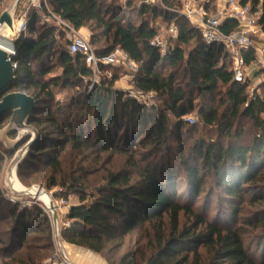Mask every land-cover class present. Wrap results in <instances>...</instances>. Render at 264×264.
I'll return each instance as SVG.
<instances>
[{"label": "trees", "instance_id": "trees-1", "mask_svg": "<svg viewBox=\"0 0 264 264\" xmlns=\"http://www.w3.org/2000/svg\"><path fill=\"white\" fill-rule=\"evenodd\" d=\"M161 2L167 10L178 8L177 0ZM48 3L51 11L75 31L89 30V43L99 58L122 51L138 67L132 78L134 89L154 95L159 103L148 106L115 89L118 76L104 78L102 74L109 66L101 64V83L94 85L90 93L80 94L81 102L75 98L71 102L72 107L88 112L86 124L59 122L50 112L46 114L54 138L39 133V140L19 169V177L23 166L34 163L56 169L58 153L67 145L78 152L126 157L123 169L109 174L102 185L90 191L80 180L64 184L67 194L74 193L78 202L67 213L69 224L61 230V239L101 256L108 264H264V210L247 220L261 231L256 236L254 253L245 247L238 219L246 197L251 202L264 201V98L249 100L248 84L234 82L225 48L205 45L197 29L175 12L161 15L157 8L145 6L131 12L136 16L133 20L127 13L130 2L126 9L113 7L108 0ZM247 3L253 9L261 8L264 28V0H241L242 5ZM40 17L30 14L27 36L15 42L16 82L8 92L23 90L36 103L41 98L52 103L54 89H78L84 80H91L93 73L81 56L67 53L66 43L59 39L61 34L41 24ZM157 17L174 21L178 30L174 45L164 53L150 45L157 36L150 20ZM235 29L234 21L221 26L224 34ZM190 46L192 49L186 51ZM244 57L249 63L252 53ZM55 67L61 69V74L45 79ZM180 71L182 77L185 75L184 82H179ZM37 115L36 107L30 125H41ZM191 115L198 117L202 127L214 130V138L195 140L185 149L196 132V127L184 120ZM7 116L0 119V124ZM243 120L251 123L250 138L242 127ZM26 142L23 140L18 148ZM2 155L10 154L2 148L0 169ZM209 182L213 188L208 194L220 191L226 205L221 225L217 219L209 221L190 208ZM4 194L0 190V224ZM17 209L8 210L14 225L10 243L25 245L34 233L28 225L33 218H42L49 235L48 220L41 210L31 213ZM180 214L186 218L181 229ZM165 216L170 226L168 236L160 229ZM154 223L158 224L157 245L150 256L138 257L130 250L118 254L125 237Z\"/></svg>", "mask_w": 264, "mask_h": 264}, {"label": "rangeland", "instance_id": "rangeland-1", "mask_svg": "<svg viewBox=\"0 0 264 264\" xmlns=\"http://www.w3.org/2000/svg\"><path fill=\"white\" fill-rule=\"evenodd\" d=\"M14 1L15 0L1 1L0 16L5 12L8 13L11 11ZM177 1L178 8L176 11L167 10L164 6L165 4H163L161 0H108V3L112 4L113 7L126 9V3L130 2L131 7L127 10V13L130 18L135 20L136 16L135 14H131V12H134V10L137 11L139 8L145 6L157 8L161 15L162 13L164 15L166 13L173 14V12H175L179 17H182L183 3L182 0ZM219 7L221 6L219 5L218 8ZM218 8L216 1L211 0V3L209 4L208 15L210 17L217 16ZM16 17H18V13L15 15V18ZM138 19L139 18H137V20ZM150 24L157 29V36H159L166 44L165 50H167L168 47H172L174 45L173 40L169 39L167 33V30L171 25L175 26L174 21L168 22L164 21L163 17H157L155 20H150ZM0 34L4 36L7 35L9 37L8 31L1 32ZM78 34L87 38L88 40L90 38V32L88 29H81ZM59 39L62 41V43H66L67 46L68 39L64 34L61 33ZM251 40H253L255 43H261L264 45V37L262 38L261 42L258 41L257 38L253 37ZM192 47L193 46H190L186 51H190ZM104 72L105 73H103L102 76H104L106 79H110L112 74L118 76V80L114 84V88L123 92L125 95L128 96L131 91L135 90L132 86L133 74L128 71V69H126L123 64L120 63L119 65L109 66L104 70ZM60 74L61 69L55 67L51 73L45 77V79L54 78ZM180 74L181 75L178 78L179 82H184L186 79L185 75L182 77V71H180ZM101 79L103 78H100L98 75L94 77L93 75L90 81L84 80L81 86H78V89H54V101L52 103L45 101L43 98L38 100V115L36 117L40 121L41 125L31 126L42 135H47L54 138V135H51L53 129L46 121V114L48 112H50L49 114H52L59 122H74L75 124L81 122L82 124H86V122L90 119V116L87 114L88 112L86 110H82L81 108L72 107L71 102L73 98L79 100L80 94H82L84 91L90 93L94 85L101 83ZM251 89L252 86H250L246 91L248 99H250L251 96L264 98V86H261L258 91L253 93L251 92ZM11 92L24 93L28 96L31 95L29 92L23 90H12ZM146 101L148 106L159 105L154 95H151V97ZM79 102L81 101L79 100ZM78 107H82V105L79 103ZM222 110L223 109L220 108V111ZM187 118L191 119V121L187 123L191 126H195L196 132L192 134L187 140L186 146H184L185 149L189 147L195 140L204 139L209 141L211 138H214V130H209L202 127L196 115H191ZM9 119L10 115H8L6 119H3L0 124V130L7 126ZM242 127H244V130L246 131L247 137L250 138L252 133L251 123L243 120ZM9 139L15 140L16 136H9ZM28 139L29 137L25 138L24 140ZM171 145L173 148V141ZM2 148L4 151H6L4 145L0 142V151ZM17 149L18 148H14L12 151H7V153L10 155H2L3 163L0 169V190L5 193L4 198L6 201L2 206L1 213L3 219L0 224V264H108L101 256L95 255L94 253L83 248L70 246L61 239V230L69 224L66 216L70 208L66 209L61 206L60 210H58L56 206L61 200H65L66 204L70 207L77 204L78 202V197L74 193L67 194L68 191L64 184H70L74 182V180H80V184L82 183V185L89 188L90 191L91 189L102 185L109 174L116 173L117 171L123 169L125 167L126 157L122 154H97L93 151L87 150L78 152L71 149L70 146L67 145L61 150V152L58 153L59 166L56 169L48 168L45 163L42 162L34 163L32 166H23L21 176H18L21 184L26 188H31L33 186L41 187L51 197L55 204L58 232L60 234L59 243L63 251L62 254L56 241L52 214L49 210H47L41 203L33 201L30 198H23L21 200L22 203L20 204H11L8 201V199L12 196H10L9 192L4 187V178L7 168ZM212 188L213 185L209 182L207 184L206 191L200 196L198 200L193 202L190 208L197 214L205 215L209 221L217 219L218 223L221 225L224 224L221 215L224 213V211H226V205L225 202L220 199L222 197L220 191L213 189L214 191L212 195L208 194V191H212ZM183 199L181 202L184 203ZM186 204L188 205L189 203ZM15 207L18 208L17 211L19 212L29 211L34 213L36 209L41 210L45 218L48 220L49 235L48 231L46 230V224L41 221L42 218H33L29 219L28 225L30 228H32V230H34V233L29 235L25 245L18 247L17 245L10 243L9 240L12 234L11 227L13 225V220L10 217V212L8 210H14ZM263 210L264 201L262 203L251 202L247 197L239 209V226H241L245 247L249 253H254V248L256 247V236L259 235L261 231L258 227L255 228L248 224L247 220H252L253 215ZM185 222L186 218L180 214L179 229L183 227ZM160 227L162 230L161 233L164 236H168L170 232V226L167 216L163 218V224ZM157 228V223L145 224L140 230L134 231L132 234L123 239V243L118 251V254H123L130 250L136 252L138 257L147 258L156 250ZM48 236L50 237V240ZM201 252L202 254L204 253V251Z\"/></svg>", "mask_w": 264, "mask_h": 264}, {"label": "built area", "instance_id": "built-area-1", "mask_svg": "<svg viewBox=\"0 0 264 264\" xmlns=\"http://www.w3.org/2000/svg\"><path fill=\"white\" fill-rule=\"evenodd\" d=\"M217 3L218 14L210 17L209 4L211 0H182L184 17L199 32L202 41L207 46L217 45L223 46L231 60V71L233 80L236 83L248 84V88L252 86L251 92L258 91L264 86V45L255 43L252 39L257 38L262 41L264 37V28L261 25V8L258 6L253 9L247 3L241 4V0H214ZM18 13V17L15 15ZM41 15V24L52 26L59 34H64L68 39L67 53L70 56H81L86 66L92 70L94 77L99 74V65L115 66L123 64L132 74L137 72V65L128 59V57L120 50H116L108 57L99 58L92 48L89 40L78 34L70 24L55 15L50 7L48 0H15L13 8L8 14L11 18V26L0 25L1 32H9V37L4 38L0 34V40L8 45L7 53L9 61L13 69H17V50L15 42L21 37L27 36V27L30 14ZM226 21H234L236 29L229 34H224L221 26ZM169 39L176 40L178 30L171 25L167 30ZM66 39V40H67ZM150 45L157 48L161 53L165 52L166 44L159 36H156ZM252 53L249 63H246L244 54ZM152 94H143L137 90L131 91L128 97L135 99L139 103L146 104V100ZM256 97H250L249 100H255ZM191 121L190 118L186 119ZM22 199L11 197L8 201L11 204H20ZM70 208L65 200L59 201L57 209L60 207Z\"/></svg>", "mask_w": 264, "mask_h": 264}, {"label": "water", "instance_id": "water-1", "mask_svg": "<svg viewBox=\"0 0 264 264\" xmlns=\"http://www.w3.org/2000/svg\"><path fill=\"white\" fill-rule=\"evenodd\" d=\"M11 26V18L8 13L0 16V25ZM16 82L15 69L9 61V54L0 49V119L10 115L6 127L0 130V142L4 145L6 151H12L22 143L25 138L29 139L20 148H18L11 160L4 178V187L10 196L15 198H30L33 201L41 203L52 214L53 226L55 228L56 241L63 254L60 245V234L58 232L56 207L51 197L39 186L31 188L24 187L18 178L20 167L29 156L31 149L39 140V132L29 124V121L36 111L37 103L31 97L24 93L8 92ZM15 135V140H10L9 136ZM40 195L50 198L49 205L39 198Z\"/></svg>", "mask_w": 264, "mask_h": 264}, {"label": "bare ground", "instance_id": "bare-ground-1", "mask_svg": "<svg viewBox=\"0 0 264 264\" xmlns=\"http://www.w3.org/2000/svg\"><path fill=\"white\" fill-rule=\"evenodd\" d=\"M2 36H4V35H2ZM4 38H8V36L6 35V36H4ZM8 48L9 47H8V45H6V42L3 40H0V49L6 52ZM39 198L45 203V205H47V206L49 205L50 198L48 196L40 195Z\"/></svg>", "mask_w": 264, "mask_h": 264}]
</instances>
